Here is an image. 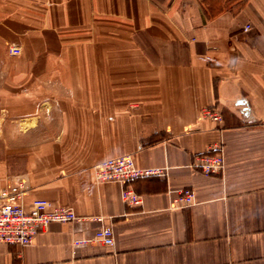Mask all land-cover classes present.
Returning <instances> with one entry per match:
<instances>
[{"label": "crops", "instance_id": "1", "mask_svg": "<svg viewBox=\"0 0 264 264\" xmlns=\"http://www.w3.org/2000/svg\"><path fill=\"white\" fill-rule=\"evenodd\" d=\"M209 150L218 175L193 165ZM125 155L167 170L129 183L138 206L95 180ZM17 179L83 221L0 264H264V0H0V190Z\"/></svg>", "mask_w": 264, "mask_h": 264}, {"label": "built area", "instance_id": "2", "mask_svg": "<svg viewBox=\"0 0 264 264\" xmlns=\"http://www.w3.org/2000/svg\"><path fill=\"white\" fill-rule=\"evenodd\" d=\"M250 27L245 26L244 31ZM19 54L16 48L10 49ZM202 116L214 122L222 120L221 114L212 109H205ZM221 151L211 150L194 157L193 165L204 175H218L224 168ZM97 183L117 182L122 185L121 200L129 206L141 204V197L129 187V183L138 178L167 176L165 168L136 167L129 155L106 159L94 167ZM28 187L23 179L0 190V244L29 246L33 238L46 230L52 223L81 222L75 212L64 206H54L44 199H34L29 205L24 203ZM195 204V195L191 189H182L171 200L173 209L190 208ZM95 240L106 246L114 245L113 231L109 225H101L95 232ZM80 243L79 241L75 242Z\"/></svg>", "mask_w": 264, "mask_h": 264}]
</instances>
